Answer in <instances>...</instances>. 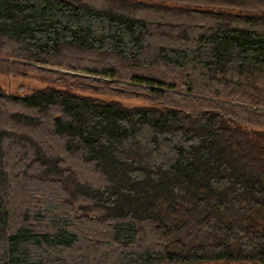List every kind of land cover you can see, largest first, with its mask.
<instances>
[{
  "label": "trees",
  "instance_id": "1",
  "mask_svg": "<svg viewBox=\"0 0 264 264\" xmlns=\"http://www.w3.org/2000/svg\"><path fill=\"white\" fill-rule=\"evenodd\" d=\"M260 11L0 0V264H264Z\"/></svg>",
  "mask_w": 264,
  "mask_h": 264
},
{
  "label": "rangeland",
  "instance_id": "2",
  "mask_svg": "<svg viewBox=\"0 0 264 264\" xmlns=\"http://www.w3.org/2000/svg\"><path fill=\"white\" fill-rule=\"evenodd\" d=\"M236 11V10H232ZM255 13V12H254ZM259 14H264L263 12H256ZM39 78V77H38ZM41 79V78H39ZM39 82L38 79H35L34 77H22L17 76L12 73H0V85L8 90V91H18L19 87H24V91L29 90L30 88L34 87L36 83ZM113 98L120 99L122 102L127 104H139L142 103L139 99H132L127 97H118V96H111ZM158 264H167V263H158ZM193 264H258L251 261H240V262H226V261H215V260H209V261H201Z\"/></svg>",
  "mask_w": 264,
  "mask_h": 264
}]
</instances>
